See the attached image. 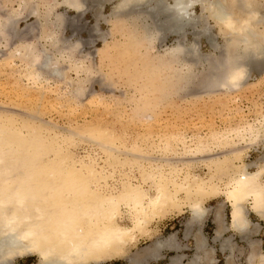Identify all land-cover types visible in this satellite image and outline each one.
<instances>
[{
    "label": "bare ground",
    "instance_id": "obj_1",
    "mask_svg": "<svg viewBox=\"0 0 264 264\" xmlns=\"http://www.w3.org/2000/svg\"><path fill=\"white\" fill-rule=\"evenodd\" d=\"M21 1L22 11L30 3L34 6L38 3V0ZM21 1L18 7L21 6ZM89 1L91 3V0ZM93 1L98 6L107 1H116L110 13L114 16L111 21V31L119 32L120 38L123 37L124 40L115 44L109 42L112 45H108V48L124 47L122 50L125 55L131 56L125 70L134 68L133 73L144 80L143 82L138 79L141 86L139 89L146 88V90L153 84V81L151 82L153 74L159 71L167 72V70L157 65L147 50L142 51L140 45L130 43L128 37H132L136 31L156 36L162 31L171 32L177 37L175 45L171 47L181 45L188 49V53L182 59L188 63L202 64L200 56L197 58L192 54L191 46L195 43L186 46L181 41L184 28L189 25H193L194 28V24L201 19V15L200 17L195 15L194 10L196 6H199L202 12L207 13L206 17L213 19L225 37L222 48L218 44V46L213 45L214 49H220L217 50L221 54L219 53V56L213 54L207 63L205 62L211 64L213 68H218L224 64L228 55L227 45L234 42L231 39L232 34L239 33L241 26L246 23L247 12L255 11L256 13H253L257 15L255 23L264 24V16L259 15L260 10L256 7L257 5L248 6V0H231V3H225V0H196V2L193 0H142L124 8H120V0ZM80 2L82 4L80 10L72 8L74 0H51L48 3L44 2L47 4L43 12L36 8L32 12L29 10V13L34 14L38 23V26H35L39 29L35 31L34 23L33 25L28 23L29 27L32 26L35 29L32 27L29 29L27 25L26 30L32 32L30 35H33L31 37L35 41L43 37L49 41L47 42L49 48L39 46L42 48V50L38 48L39 51L32 40L23 41L24 44L21 41L22 44L19 42L20 44L12 48L7 46L6 41L9 36L15 37L19 34L15 28V22L20 19L22 13L21 10L17 11V7L9 10L10 12L6 15L3 14L4 16L0 18L5 21L4 36L0 39H6L4 42L6 45L3 44V46L8 47V52L4 56L6 64L9 63L10 66V63H14V58H19L23 70L21 75H24L27 78L26 81L34 86L42 85L41 81L44 80L41 69L45 62L43 58L47 53L51 55V59H55L51 63L52 73H58L56 67L68 61L69 68H72L77 75V67L80 69L85 67L83 61L77 65L65 53L80 42L66 43V40L47 27L46 18L51 16L54 20L60 17L62 23L58 28L59 31L60 27L64 26L61 25L65 23L63 13H55L54 9L65 7L77 15H82L85 7L90 5L86 0H80ZM234 9H236L237 19L229 17L223 23L217 20L222 12L228 13ZM94 16L98 19L99 11H96ZM205 22L202 23L206 24ZM206 27L203 25L201 28L204 35L209 34V29L207 30ZM99 37L103 38V35ZM32 44L35 45L36 50L30 47ZM117 48L114 50H118ZM78 49L79 47L76 51H79ZM235 55L239 57L236 66L245 69V78L241 86L247 82L252 69L260 73L264 72V50L259 53L251 49L246 52L241 50ZM17 68L20 70L19 67ZM99 68L93 67L94 72L90 73L89 78L85 75L83 78L76 76L70 79L72 89L68 90L66 96L75 105L80 107L83 100L87 99L90 92H86L88 91L86 83L96 73L100 74ZM152 69H154L153 73ZM218 75L222 80V74ZM239 75L237 73L234 76L238 78ZM131 78V81L136 82L137 77ZM205 78L206 74H201L192 82L196 81L200 90H211L206 86ZM95 97L96 99L92 100L103 105V97L101 95ZM90 99L87 101L92 104L93 101ZM14 116L0 112V251L5 253L2 264H16L17 259L31 256L36 257V261L32 264H73V262L74 264H101L122 257L127 258L129 263L136 262L134 254H129V248L135 244L140 235L155 239L156 245L161 243L160 235L149 232L152 220L170 211L181 213L184 208H187L190 217L186 221L202 223L208 211L205 201L217 197H221L219 210L224 207L223 203L229 207L228 227L239 233L243 239L248 240L249 249L245 264H248L251 254H254L257 259L264 256L258 250L259 239L254 240L250 237L254 231L257 233L259 227L257 228L249 217V214L253 213L264 222V210L259 209L260 188L264 186V152L250 162L242 159V151L245 148L264 142V114L257 121L258 125L247 123L242 127L235 126L224 133H210V139L198 137L192 143H187L184 137L177 135L176 139L182 145L183 151L181 150V155H175V160L173 157L170 160L169 156L166 159H162L163 156H161L162 160H154V157H151V151H141L134 140L130 142L123 140L118 135L117 129L114 130V126L113 129H111L112 126L108 127V123L111 124L110 122L113 121L106 123L108 126H105V123L99 124V119L94 122L92 121L95 119L90 120L91 122L84 121L67 128L66 133L62 134L54 124L44 127L41 121L37 123L34 118L27 120ZM85 140L91 142L92 146L82 149L83 153L75 150V147ZM171 146L169 140H165L161 148L165 153L169 152V155L173 152ZM220 148H228V150L215 152ZM122 154H125L127 160L120 159ZM197 159L203 161L210 170V174L205 178L191 174L190 171L186 172L192 166L191 163ZM178 162H181V165ZM123 165L127 167L124 168ZM183 168L185 172L181 175ZM250 182L255 184V193L242 192L244 186ZM147 184H149L148 187ZM151 188L153 191H150ZM123 207L128 214L129 225L120 223L124 215ZM219 215L216 217L221 220L222 217L219 218ZM222 231V224L219 223L216 232L218 236ZM170 235L175 236L174 233ZM171 238L173 237L170 236ZM9 252H11L10 256L7 255ZM82 258L87 260H80ZM230 259L227 264H236Z\"/></svg>",
    "mask_w": 264,
    "mask_h": 264
},
{
    "label": "rangeland",
    "instance_id": "obj_2",
    "mask_svg": "<svg viewBox=\"0 0 264 264\" xmlns=\"http://www.w3.org/2000/svg\"><path fill=\"white\" fill-rule=\"evenodd\" d=\"M19 1L21 0H0V6L2 7L0 9V17L6 15L8 12L13 10V8L16 9L18 7ZM87 1L89 0H86V2ZM44 2L48 3L51 2V0H38V3L35 6L33 3H30V5L26 6L28 9H26L25 7V10L22 11L23 3L21 1V6L18 7L19 9L17 8V11L21 10L22 14L20 16V19L16 20L17 22H15V28L17 32H19L18 35H20L21 33L22 34L20 35V37H18V35L16 34L15 37L10 35L9 39L6 41V43H8V47L12 48L16 44L18 45L19 42L21 43V41L23 43V41L27 42L32 40L35 42L37 50L38 48L39 50H42V46L43 48H49L47 46V42L49 41H47L46 37L40 38L38 40L36 39L35 41L34 38L31 37L33 35H30L32 32L30 33V30H26L27 28H25L28 23L29 25H33L34 23V27L36 28L35 31L39 29L38 27H36L38 26V23L35 20L34 14L29 13V10H31L30 12H32L33 9L36 8L43 12L46 7L45 5L47 4H45ZM115 3L116 1H107L104 3H100L99 6L102 5L100 8L98 4H95L94 1L91 0V3L90 1L89 3L87 2V4H89L90 6L87 5L88 7H85L86 9L82 15H77L74 13V11L66 9L65 7H56L54 9L55 13H63L65 22L61 25L64 26L63 28L60 27L58 36L66 40V43H74L78 41L80 42L78 49L79 51L75 52V58H87L85 60L89 61L92 67H100V74L98 73L99 75H97L96 73L94 77H91V79L87 81L86 87L88 91L86 92H92L91 94L89 93L90 96L88 94L87 97V99H90L91 97L90 100H95V96L101 95V97H103V105L100 104L101 107L98 103H96V101L93 100L92 104H89L87 99L83 100L79 107L78 105H75L74 102H71V99L66 96L68 95V90L72 89V83H70V79L77 76L74 70L72 68H69L68 61L63 60L64 62L62 61L63 63L60 66L56 67L58 69V73H52L51 68L53 66H51V63L52 60L55 59H51V55L49 56V54L47 53L43 58L45 62L43 63V68L41 69L42 75L44 76L43 78L45 80V77L47 76V81L45 80V82H43V80L41 81L42 85L34 86L33 84H31V82L26 81L27 78H25L24 75H21L23 70L21 69L22 65L19 61V58H14V63H10V66L9 63L6 64L7 62L4 56H6V53L8 52V47H4L3 44H6L3 42L0 43V112L5 114H13L17 118L27 120L34 118L37 123H40L41 121V125L44 127H48V124H54L58 127L57 130L61 131L62 134H65V130H67V128L71 126L73 127L76 124L83 123L84 121L95 119L92 121L94 122L98 121L97 119H99V124L105 123V126H112L111 129H113L114 126V130L117 129L118 135L121 136L120 138H122L123 140L125 139L129 142L130 140H134L139 145L141 151H151V157H154V160L166 159L168 156L171 160L172 157L173 159L175 158V155H181V152L183 150L182 145H180V143H178L176 139L177 135H181L182 137H184L186 139V142L188 141L187 143H192L198 137L210 139V135L212 133H224L226 131H230L231 128H235V126L238 127L240 125V127H242L243 124L245 126L247 123L255 125L257 124V121L261 118L262 114H264V72L260 73L255 69H252L250 71L247 82L238 90L225 92L224 90L222 91L221 89H217L213 90V93L211 92L212 89L208 91H206L207 89H202L204 92L203 93L202 90H200L198 83L196 81H193L194 83L191 81V84L189 83L186 86L185 91L183 90L182 92H180L179 96L175 97V99L171 103L158 110L153 115L151 114L150 117L138 118L137 116H135L129 109L125 101L132 91L141 88V86L139 85V80L141 78L139 79V77L133 73L134 68L127 69L128 71L125 70L128 61L131 59V56H126L127 54L125 55V53L123 52L124 47L121 49L119 47H112L110 49L108 48V45H112L110 43L113 42L115 44L120 40H124L123 37V39L120 38L121 34L119 32L111 31V21L113 20L114 16H111L110 13ZM256 5L255 6L260 10H258L259 15L263 14L264 16V5ZM21 7L22 9H20ZM194 10L195 15H197L198 17H200L201 15V19L198 20L199 23L197 22L196 24H194V28L193 25L186 26L182 31V35L184 34V36L181 35L182 39H180L183 42L182 44L186 46L195 43L199 47L200 58L202 59L201 62L206 64L211 56H213V54L214 56H216V54L218 56L221 54V52L218 51L220 49H214L213 45L218 44L219 47L222 48V46H224L225 44V37L223 33L219 31V27L217 24H215L213 19H211L210 17H206V12H202L199 6H196ZM96 11H99L100 13L98 19H96L94 16ZM101 15L103 16L102 18ZM203 18L207 19H205L206 22L205 20H202ZM203 21L206 24L202 23ZM203 25L207 26L206 28L207 30L209 29V34H202L201 28ZM31 27H29V29H31ZM109 31H111L112 33ZM25 33L28 34L25 35ZM99 35H103V38L99 37ZM118 35L119 37H117ZM176 38L177 37L173 33L162 31L161 34L157 35V40L154 45L156 53H163L165 48L175 45ZM102 39H104V41ZM209 40L212 42V44ZM105 42L110 43L106 44ZM80 44H82V46H80ZM114 48H117L118 50L120 49L119 53L118 50H114ZM92 62L94 66L92 65ZM200 65L201 64H197L198 69ZM17 67H19L20 70ZM152 70L153 73L154 69ZM125 71H127V73ZM163 73L166 74L165 71H159L156 74H153L154 77L151 79V82H159L162 75H165ZM131 77H137V80L139 79L138 82L137 80V83L131 81ZM141 80L144 82L143 79ZM144 89L146 90V88ZM62 91L64 93H62ZM73 105H75L76 107ZM252 121L254 122L252 123ZM108 122H110L111 124H109ZM106 123H108V125ZM112 123H114L115 125ZM116 125L119 127H117ZM165 140H169V143L172 145L171 148L173 152H170L169 155V152L165 153L161 148L163 147V143ZM84 142H80L78 146L75 147V150H80L79 152H81L82 149L90 148L89 146H92L91 142H88L87 140H85ZM255 144L251 145L249 148H245L242 151L243 160L250 162L256 160L261 156V154L264 152V142H258L256 145ZM216 150L217 151L215 152H220L228 150V148H220ZM81 153H83V151ZM124 155L125 154H122L120 159L125 161L127 159ZM180 163L178 162L179 165H181ZM191 165L192 166H190L188 170L186 169V172L190 171L191 174H196L204 178L210 174L209 168H207V165L203 163V161H198L197 159L193 161ZM123 167L126 168L127 165H123ZM249 169L253 170L254 168ZM184 172L185 169L183 168L181 175H184L182 174ZM149 184H147V187ZM150 191H153V189L151 188ZM208 200H210V198ZM208 200L205 201V205L207 207L212 204L214 205L215 202L221 201V197L213 198L214 201L209 203ZM122 211L124 215H122L120 223L129 225L130 222L126 209L123 207ZM189 216V213L186 211L184 212V210L181 213L170 211L161 215L157 219L152 220L149 226V228L151 229L149 232H151V234L154 233L162 237L163 235H167V230L162 231V228L165 224H175V228H177L178 224L182 223L184 219H187ZM140 236L137 238L135 244L129 248L130 252H134V250L140 244H142V242L146 243L148 242V239L150 240L147 235ZM262 238L264 242V228L262 229ZM258 241L261 244V240L259 239ZM260 248L258 249L259 252L264 255V244L262 249L263 251L260 250ZM115 260H122L125 262L124 259ZM35 261L36 257L31 256L17 259L16 264H32ZM112 262H114V260L106 261L102 264H111Z\"/></svg>",
    "mask_w": 264,
    "mask_h": 264
},
{
    "label": "clouds",
    "instance_id": "obj_3",
    "mask_svg": "<svg viewBox=\"0 0 264 264\" xmlns=\"http://www.w3.org/2000/svg\"><path fill=\"white\" fill-rule=\"evenodd\" d=\"M142 2V0H120V8H124L132 3ZM196 2V0H193ZM225 3H231V0H225ZM264 5V0H248L247 5ZM82 4L80 0H74V6L72 8L80 10ZM255 11H249L246 15V23L241 26L239 33L232 34V40L234 42L227 45L228 55L224 61V64L218 68H213L211 64L202 63L198 69L196 64L185 62L182 57L188 53V49L184 46L177 45L175 47L166 48L163 54H157L154 45L157 40L155 34L146 35L143 32L136 31L132 37H128L130 43L133 45H140L141 50H147L153 58V61L160 66H163L167 72L166 75L161 78L159 82L153 83L147 90L137 89L132 91L131 94L126 98V104L129 109L138 118L150 117L158 110L167 106L171 103L175 97L179 96L180 92L185 90L186 86L191 83L193 79L198 78L201 74H206L205 84L212 90L221 89L226 91H235L241 87V82L245 78V69L243 67H237L236 61L239 59L238 55H235L239 51L253 50L260 52L264 50V24H257V15H253ZM229 17L237 19L235 10L228 13H221L217 17V20L223 23ZM47 27L54 30L58 35V28L62 23L60 17H56L54 20L51 16L47 17ZM5 21L0 18V38L4 36L3 27ZM6 39H0V43L5 42ZM31 48L35 49V45H30ZM79 45L73 46L66 50V55L70 57L73 62L77 65L83 61L85 67L80 69L77 67L78 78H83L90 73L94 72L91 64L85 59H76L75 51ZM36 50V49H35ZM192 54L199 58V47L195 44L191 46ZM211 55V54H210ZM239 73V77L235 80L232 77ZM218 74H222V80ZM79 82V79L77 83ZM222 85L224 86L222 88ZM10 253L7 255L10 256ZM5 257V253L0 251V264ZM250 257L252 260L250 261ZM80 260H87L82 258ZM74 264V262H73ZM248 264H261L260 259H257L254 254H251L248 258Z\"/></svg>",
    "mask_w": 264,
    "mask_h": 264
},
{
    "label": "crops",
    "instance_id": "obj_4",
    "mask_svg": "<svg viewBox=\"0 0 264 264\" xmlns=\"http://www.w3.org/2000/svg\"><path fill=\"white\" fill-rule=\"evenodd\" d=\"M212 201L214 200L210 199L208 203ZM219 202L208 207L205 205L208 211L202 223L186 221L189 216L179 223L177 228H175V224H165L162 231L167 230V235L162 236L159 245L155 244V239H148V242H142L134 252L129 251V254H134L136 262L129 263L127 258L122 257L114 258V262L111 264H227L230 258L236 264H245L249 249L248 240L247 238L243 239L239 233L228 227L229 207L223 203L224 207L219 210ZM185 211L189 213L187 208H184ZM218 215L219 218L222 217L221 220L216 217ZM249 216L252 223H255L257 228L260 227L257 229V233L254 231L250 237L254 240L258 238L261 240L259 248L261 246L260 250H262L264 222L253 213H250ZM217 221L222 224L223 231L221 234L219 233L220 236L216 233L219 225ZM172 233L175 236L170 235ZM170 236L173 238L170 239ZM202 238H204V242H202ZM115 259H124L125 262Z\"/></svg>",
    "mask_w": 264,
    "mask_h": 264
},
{
    "label": "snow or ice",
    "instance_id": "obj_5",
    "mask_svg": "<svg viewBox=\"0 0 264 264\" xmlns=\"http://www.w3.org/2000/svg\"><path fill=\"white\" fill-rule=\"evenodd\" d=\"M54 7V5H52ZM237 79V77H233V80ZM256 191V187L254 183H249L246 186H244V188L242 189V192H247V193H255ZM260 210H264V186H262L260 188ZM252 260V258L250 257V261ZM260 262L261 264H264V256H262L260 258Z\"/></svg>",
    "mask_w": 264,
    "mask_h": 264
}]
</instances>
